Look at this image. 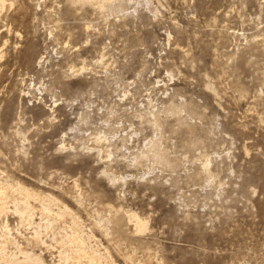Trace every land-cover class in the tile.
Segmentation results:
<instances>
[{"label":"rangeland","instance_id":"obj_1","mask_svg":"<svg viewBox=\"0 0 264 264\" xmlns=\"http://www.w3.org/2000/svg\"><path fill=\"white\" fill-rule=\"evenodd\" d=\"M0 1V226L46 264L73 233L98 264H264V0Z\"/></svg>","mask_w":264,"mask_h":264},{"label":"bare ground","instance_id":"obj_2","mask_svg":"<svg viewBox=\"0 0 264 264\" xmlns=\"http://www.w3.org/2000/svg\"><path fill=\"white\" fill-rule=\"evenodd\" d=\"M109 1H111V0H102V2L104 4L105 3H108ZM1 2L2 1H0V3ZM1 4H3V3H1ZM6 190H7L6 187L3 186V184L2 185L0 184V217L3 215V212L5 210H7V208L4 205H2V201L5 199L4 202H7L6 199H8L7 198L8 196H6V192H7ZM25 191H23L22 193H19L17 199L14 201V206L12 205L14 207V211H13L12 215L14 214V215H17L19 217V220H20L19 222H20L21 226L24 223H28L31 226L32 224H31L30 220L32 218L31 216L33 215L35 209L31 206V204L28 203V200H31V199H29L30 198V195L28 194V192H25ZM12 192H14V191H12ZM15 196L16 195H14V197ZM10 197L12 198L11 194H10ZM9 201L11 202L12 199L9 200ZM40 203H41V201H40ZM4 204H6V203H4ZM41 211L44 212L45 214H47L50 218H53V219L54 218L55 219L58 218V220L60 218V215L59 214L53 213L52 210L50 211L46 207L41 206ZM44 213H43V215H44ZM41 218H42V216H41ZM45 219H43V220H45ZM129 219H130V221H132L134 223L136 233L142 234V233H144L147 230V222L146 221H143L140 218H138L136 215H131V214L129 215ZM50 221L48 222V224L50 223ZM40 222H41V220H40ZM24 227H26V226H24ZM40 227H41V225H40ZM0 229L2 231V235L0 237V261L1 262L2 261L3 262H7L8 264L9 263H11V264H46L42 260V257L41 256L36 255V254L33 253V252H35L34 251L35 249L34 250L32 249L33 251L28 252L26 249H24V247H22V244H20V242L17 241L15 237H13L12 229H10V227L6 223H3L2 226H0ZM36 229H37V227H36ZM17 231H18V229H16L15 233L18 235V232ZM52 235H53V233H52ZM60 235L63 236V234H60ZM78 235H79L78 233L77 234L76 233H73L71 236H69L67 238L66 237H61L60 240L58 239L59 240V243H58V241H55V239H54V244L58 243V246L61 249V250L57 251V253H58L57 254L58 263L59 264H67V263H69V264H80L79 263L80 262L79 260L84 259L85 260V263L84 264H98L99 262H97L98 261L97 258H96L97 256L96 257L93 256L91 253H89V251H87L85 249L86 248L85 247V243H84V241L81 238L78 237ZM40 236H41V234L38 233V231L33 232V236H31L30 239L29 238L26 239L27 245L30 246V247H32V248H36V249L42 246L43 248H45L46 251L52 250L50 246H46L45 245V243L42 241V239L40 238ZM54 237H56V236H54ZM52 239H53V237H52ZM45 240H47V239H45ZM56 240H57V238H56ZM9 245H12V246L15 247V249L17 250V252H19V254L23 257V261H20V259H22V258L17 259V256H16L17 254H13L12 253L13 254V256H12V255H10V254L7 253V252H9V251H6L7 248H8L7 246H9ZM24 245H25V242H24ZM67 245H69L72 248L69 252L65 251V247ZM68 249H70V248H68ZM10 252H11V250H10ZM14 255L16 256V258H15ZM16 260H17V263H14ZM18 261H19V263H18Z\"/></svg>","mask_w":264,"mask_h":264}]
</instances>
